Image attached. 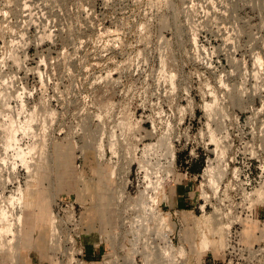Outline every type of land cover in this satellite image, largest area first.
I'll use <instances>...</instances> for the list:
<instances>
[{
	"label": "rangeland",
	"instance_id": "1",
	"mask_svg": "<svg viewBox=\"0 0 264 264\" xmlns=\"http://www.w3.org/2000/svg\"><path fill=\"white\" fill-rule=\"evenodd\" d=\"M6 3L22 33L0 70V169L23 205L17 264L27 193L40 187L85 208L89 228L107 224L104 238L147 217L141 203L159 190L171 227L183 220V264L225 251L235 229L264 238V204L247 210L243 195L250 180L264 189V0ZM191 158L197 208L174 213L169 190ZM48 244V264H66Z\"/></svg>",
	"mask_w": 264,
	"mask_h": 264
},
{
	"label": "built area",
	"instance_id": "2",
	"mask_svg": "<svg viewBox=\"0 0 264 264\" xmlns=\"http://www.w3.org/2000/svg\"><path fill=\"white\" fill-rule=\"evenodd\" d=\"M11 20V11L6 0H0V70L7 64L5 51L9 48L8 46L15 42L18 46L21 44V27L18 23V32H11L9 29ZM0 79L5 80L1 74ZM192 160V158L185 160L181 169L186 176H189L188 165ZM205 162L207 166L209 159L207 158ZM205 170L206 168L203 169V173ZM259 170L263 175L264 169L259 167ZM239 173L240 171L236 168L235 175ZM250 175H253L252 169L248 172L247 177ZM198 176H202V174L200 173ZM254 180L256 181V178ZM14 182V175L9 170L0 169V226L9 228L10 225L9 230L0 232V264H17L13 258L15 254L13 243L21 225L17 216L18 213L21 214L23 205L8 203L11 196L18 195L19 187L14 188ZM256 186L250 180L243 187L247 210L256 209L264 204V197L258 198L256 195V190H258ZM158 192L159 190H154L155 201H152L149 195L146 197V201L141 203L147 217H129L122 220L120 230H118L119 227H116L109 236L102 237V242L105 245L103 264H183V260L187 256L186 247L180 240L183 220L178 221L175 228L171 227L165 212L158 203ZM55 204L56 208L53 210L50 224L51 253L58 260L66 257V264H85V249L78 205L75 201L70 200H58ZM205 206V204L200 206L201 210ZM177 226H179L178 231ZM118 235H122L121 239ZM229 235L236 239L232 240V244L229 239V245L225 250L228 252L225 253V264H264V244L247 245L243 243L238 229ZM61 245H63L66 254L60 250ZM233 251L240 255L236 262L231 257Z\"/></svg>",
	"mask_w": 264,
	"mask_h": 264
},
{
	"label": "crops",
	"instance_id": "3",
	"mask_svg": "<svg viewBox=\"0 0 264 264\" xmlns=\"http://www.w3.org/2000/svg\"><path fill=\"white\" fill-rule=\"evenodd\" d=\"M185 162V161H184ZM192 160L189 165V176L182 171L176 175V180L170 187V197L166 205L174 211H194L197 208V194L194 191L195 183L193 180L200 174V168ZM183 165V163H181ZM183 167V166H182ZM182 169V168H181ZM44 188H36L28 191L29 198L24 209V232L21 240V251L18 264H48L49 260V220L54 208V201L62 199L58 196L54 199L52 192L43 191ZM82 239L85 249V264H103L102 259L105 254V245L102 242V233L107 229L101 230V223L91 229L87 225L85 208L80 211ZM114 227V223L109 224V231ZM261 233V230H260ZM242 240L247 245H256L264 242L262 235L260 238L246 241L245 235ZM248 240V239H247ZM205 253L202 264H225V251H208ZM204 254V253H203Z\"/></svg>",
	"mask_w": 264,
	"mask_h": 264
},
{
	"label": "bare ground",
	"instance_id": "4",
	"mask_svg": "<svg viewBox=\"0 0 264 264\" xmlns=\"http://www.w3.org/2000/svg\"><path fill=\"white\" fill-rule=\"evenodd\" d=\"M172 157V159H173V156H171ZM214 167L213 168H211L210 170H209V174H210V176H212V178H210L211 179V183L212 184H216L215 183V173H214ZM216 172H218L219 174H222V172L220 173L219 171H216ZM215 174V175H214ZM214 175V176H213ZM222 176V175H221ZM216 177H217V175H216ZM219 177V176H218ZM19 193V192H18ZM256 195L258 196V198H263L264 197V189L263 188H261V189H258V190H256ZM17 200V197H16V195L15 196H13V200L11 201L10 200V198L8 199V203L10 204V205H15V204H19L20 205V202L19 201H16ZM151 200L152 201H155V196H153V195H151ZM148 201H150V200H148ZM203 206H204V204H203ZM21 218H22V215L21 214H19L18 213V216H17V220H18V222L20 223L21 221ZM9 228H10V225H9ZM9 228L8 227H1L0 226V232H5V231H7V230H9Z\"/></svg>",
	"mask_w": 264,
	"mask_h": 264
}]
</instances>
